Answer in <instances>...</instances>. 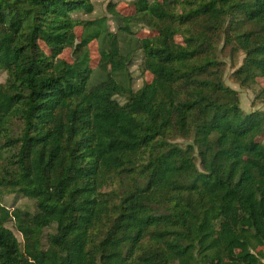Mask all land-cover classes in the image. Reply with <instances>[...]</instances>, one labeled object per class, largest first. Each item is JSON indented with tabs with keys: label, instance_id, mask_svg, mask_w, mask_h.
Masks as SVG:
<instances>
[{
	"label": "trees",
	"instance_id": "obj_1",
	"mask_svg": "<svg viewBox=\"0 0 264 264\" xmlns=\"http://www.w3.org/2000/svg\"><path fill=\"white\" fill-rule=\"evenodd\" d=\"M133 4L0 0V196L34 202L0 205V264H264V110L218 56L244 55L243 88L264 78V0Z\"/></svg>",
	"mask_w": 264,
	"mask_h": 264
},
{
	"label": "rangeland",
	"instance_id": "obj_2",
	"mask_svg": "<svg viewBox=\"0 0 264 264\" xmlns=\"http://www.w3.org/2000/svg\"><path fill=\"white\" fill-rule=\"evenodd\" d=\"M135 0H91L93 4V12L91 14L79 13L76 15L77 18L85 19V20H93L101 17L109 18L107 14V5L109 3L115 4L116 10L119 11L124 16L132 15L134 13V2ZM161 1V0H159ZM179 13L180 10L177 9ZM108 25L111 31L114 30V24L111 20H108ZM76 34L79 36L81 29L77 28ZM135 34L139 38H144L148 36H153L154 32L150 31L144 26H137L133 29ZM175 41L177 43H182V37L176 36ZM90 56H91V67L96 68L99 61V53H98V45L96 42H92L89 46ZM218 49L220 54L219 60L223 64V80L225 84L231 89L235 90L238 93L240 100V108L245 113H250L254 111H263L264 105L260 104L258 101H255V96L258 93L261 87H264V78L258 79L257 84L249 86L248 88L241 87L234 79L233 72L239 68L242 64V60L244 55L241 52H235L231 49V47L227 46L224 48V44L220 41L218 45ZM60 58L71 62V51L65 50L63 51ZM140 58L137 57L129 67L130 73L134 79L133 88L138 89L143 83H150L152 81V76L149 73L142 72L140 69ZM6 80V74L0 73V83H4ZM0 205L7 208H20L22 210H26L28 212L34 211V202L30 199L22 197L20 194H12V195H3L0 196ZM7 227L13 232L17 240L22 243V236L16 230L13 222H9Z\"/></svg>",
	"mask_w": 264,
	"mask_h": 264
}]
</instances>
